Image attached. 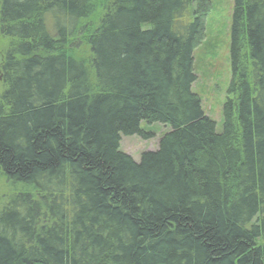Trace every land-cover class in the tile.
I'll return each instance as SVG.
<instances>
[{
    "label": "trees",
    "instance_id": "16d2710c",
    "mask_svg": "<svg viewBox=\"0 0 264 264\" xmlns=\"http://www.w3.org/2000/svg\"><path fill=\"white\" fill-rule=\"evenodd\" d=\"M210 11L0 0V264H264V0H234L221 133L192 91ZM142 122L171 130L136 162Z\"/></svg>",
    "mask_w": 264,
    "mask_h": 264
},
{
    "label": "rangeland",
    "instance_id": "374dc122",
    "mask_svg": "<svg viewBox=\"0 0 264 264\" xmlns=\"http://www.w3.org/2000/svg\"><path fill=\"white\" fill-rule=\"evenodd\" d=\"M211 11L206 18L205 36L194 51L196 81L192 91L202 104L204 113L216 123L218 133L223 131V109L232 80L230 59L231 25L234 0H210ZM140 129L148 135L121 137L120 151L139 162L141 155L158 149L160 139L170 132L165 124L142 122ZM9 192V186L0 178V199ZM1 202V200H0Z\"/></svg>",
    "mask_w": 264,
    "mask_h": 264
}]
</instances>
